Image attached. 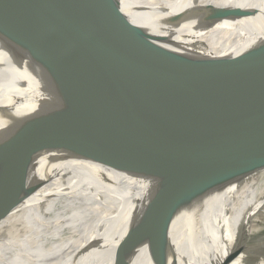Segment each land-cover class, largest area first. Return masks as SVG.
<instances>
[{"label": "bare ground", "instance_id": "1", "mask_svg": "<svg viewBox=\"0 0 264 264\" xmlns=\"http://www.w3.org/2000/svg\"><path fill=\"white\" fill-rule=\"evenodd\" d=\"M121 1L123 11L141 24L205 45L215 55L264 54V14L221 9L254 8L264 0ZM37 54L0 2V86L28 69ZM138 106L144 128L129 107L103 102L90 124L74 128L60 146L35 152L16 169L19 182L0 190V264H112L120 245L116 264H196L201 241L194 205L178 196L171 202V195L160 203L175 187L179 168L164 172L170 163L158 155L149 158L157 167L148 168L89 160L100 152L133 154L132 146L145 135H168L182 127L174 112L143 100ZM221 155L235 165L207 200L210 215L204 223L212 217L217 234L216 239L205 235V243L214 246L216 263L264 264V258L252 261L244 251L252 228L264 220V139L226 148ZM248 181L255 187L250 197ZM155 219L163 221L161 226ZM237 232L240 238L234 240Z\"/></svg>", "mask_w": 264, "mask_h": 264}, {"label": "water", "instance_id": "2", "mask_svg": "<svg viewBox=\"0 0 264 264\" xmlns=\"http://www.w3.org/2000/svg\"><path fill=\"white\" fill-rule=\"evenodd\" d=\"M0 2L38 50L28 69L0 86V190L19 182L16 169L35 152L60 146L68 132L90 124L97 105L111 101L127 106L144 128L138 100L146 101L176 113L182 127L168 135H145L132 146L133 154L100 152L89 160L148 168L157 167L149 158L158 155L170 163L164 172L179 168L177 186L160 203L169 195L171 202L176 196L190 200L201 241L196 264H219L213 260L214 246L205 243V235L216 239L217 234L212 217L204 223L210 215L206 204L234 170L233 160L221 152L264 139V54L215 55L205 45L141 24L123 11L121 0ZM221 9L264 14V2ZM238 238L239 232L234 240ZM121 250L122 245L115 249L112 264ZM218 257L223 262L227 254Z\"/></svg>", "mask_w": 264, "mask_h": 264}, {"label": "rangeland", "instance_id": "3", "mask_svg": "<svg viewBox=\"0 0 264 264\" xmlns=\"http://www.w3.org/2000/svg\"><path fill=\"white\" fill-rule=\"evenodd\" d=\"M246 185V192L248 197H250L254 193V183L252 185V183L248 181ZM254 227L255 228H252L254 231L253 235L251 236L247 244L248 246L246 245L244 251L248 253L250 259H253L252 261H258L264 258V253L261 252L264 250V220L258 221Z\"/></svg>", "mask_w": 264, "mask_h": 264}]
</instances>
